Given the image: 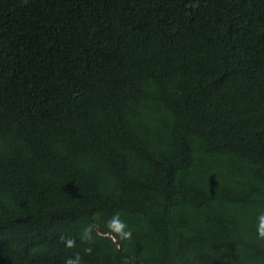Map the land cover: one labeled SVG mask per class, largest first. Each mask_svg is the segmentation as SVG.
Returning a JSON list of instances; mask_svg holds the SVG:
<instances>
[{
  "label": "trees",
  "instance_id": "obj_1",
  "mask_svg": "<svg viewBox=\"0 0 264 264\" xmlns=\"http://www.w3.org/2000/svg\"><path fill=\"white\" fill-rule=\"evenodd\" d=\"M8 5L0 264H264V0Z\"/></svg>",
  "mask_w": 264,
  "mask_h": 264
},
{
  "label": "clouds",
  "instance_id": "obj_2",
  "mask_svg": "<svg viewBox=\"0 0 264 264\" xmlns=\"http://www.w3.org/2000/svg\"><path fill=\"white\" fill-rule=\"evenodd\" d=\"M16 0H0V15L3 16V22H7V17L10 14V6L8 2H15ZM260 229L264 234V216L260 217ZM66 264H74L72 260L66 262Z\"/></svg>",
  "mask_w": 264,
  "mask_h": 264
}]
</instances>
